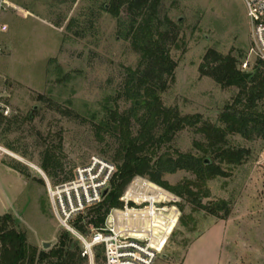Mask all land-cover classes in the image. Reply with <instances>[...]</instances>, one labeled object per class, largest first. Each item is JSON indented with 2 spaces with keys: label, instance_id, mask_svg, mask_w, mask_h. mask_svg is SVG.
<instances>
[{
  "label": "rangeland",
  "instance_id": "374dc122",
  "mask_svg": "<svg viewBox=\"0 0 264 264\" xmlns=\"http://www.w3.org/2000/svg\"><path fill=\"white\" fill-rule=\"evenodd\" d=\"M111 2L0 0V23L7 26L0 32V102L8 111L6 120L13 122L7 132L5 120L0 124V217L9 214L16 219L17 229L38 250L57 246L59 236L67 232L53 215L44 176L51 185L71 180L75 170L89 165L92 158L116 170V138L105 134L99 141L87 118L89 110L99 109L105 97L121 89L124 68H135L139 61L125 37L124 12L114 18L107 11ZM157 13L160 20L167 18L174 24L177 34L170 48L176 64L174 80L161 94L163 105L180 116L199 114L204 121L217 124L238 89L219 86L201 73V66L211 49L253 64L251 27L243 0H160ZM57 67L62 70L60 77ZM63 75L70 78L63 80ZM128 106L120 103L121 110ZM195 142L204 139L186 128L160 154L201 156ZM229 144L247 148L250 154L241 166H223L228 176L207 181L208 198L201 200L203 205L224 202L228 210L224 220L146 177H135L124 189L120 198L139 183L144 190L159 187L180 213L154 264H264V143L231 136ZM46 150L61 165L54 177L41 169ZM9 163L21 164L29 177L10 169ZM162 179L179 186L194 181L195 176L177 171Z\"/></svg>",
  "mask_w": 264,
  "mask_h": 264
},
{
  "label": "trees",
  "instance_id": "16d2710c",
  "mask_svg": "<svg viewBox=\"0 0 264 264\" xmlns=\"http://www.w3.org/2000/svg\"><path fill=\"white\" fill-rule=\"evenodd\" d=\"M159 1L112 0L107 10L114 18H119L124 12V22L127 23L125 37L139 54V61L135 68H124L121 89L113 96L105 97L98 104L99 109L88 112L87 118L91 120L94 135L99 141L105 134L117 140L113 155L116 171L102 202L73 221L74 228L80 233H87L90 226L101 227L109 210L122 206L119 198L128 183L137 176L148 178L176 196L186 195L191 204L224 220L228 215L224 202L203 205L201 200L208 198L207 181L228 176L223 166H241L250 154L247 148L231 146L229 137L239 136L246 141L259 139L264 143L263 62L256 61L250 71L252 75L245 78L240 70L243 61L237 56H223L215 50H208L203 58L201 73L223 88L238 89L231 102L225 104L220 112L217 124L204 121L199 114L180 116L175 109L163 105L161 94L174 80L176 64L171 59L170 48L175 44L177 34L170 20L158 17ZM56 74L58 77L62 74L58 67ZM62 77L63 80L70 78L69 75ZM120 103H128L129 106L121 110ZM0 118V124L3 120L6 123L4 132L9 131L13 122L1 114ZM186 128L194 129L203 137L204 142L194 144L201 151V156L178 152H175V157L169 152L160 154L162 147H166L178 132ZM7 166L25 178L29 177L21 164L9 163ZM41 169L49 177L56 176L61 170L58 158L49 150L43 154ZM177 171L191 173L195 180L170 186L162 179V175ZM222 210L224 214L220 216ZM17 225V220L9 214L0 217V264L87 262L81 257L79 243L68 232L59 236L57 246L38 250L28 244L26 233L18 230ZM98 260L102 261L99 247L95 249V262Z\"/></svg>",
  "mask_w": 264,
  "mask_h": 264
},
{
  "label": "built area",
  "instance_id": "2783aa9c",
  "mask_svg": "<svg viewBox=\"0 0 264 264\" xmlns=\"http://www.w3.org/2000/svg\"><path fill=\"white\" fill-rule=\"evenodd\" d=\"M251 27L250 55L240 65L248 72L256 61L264 63V0H243ZM7 26L0 23V32ZM0 114L8 111L0 102ZM113 165L92 158L89 165L75 170L73 179L51 185L45 178L53 215L80 245L81 257L95 264V249L102 252V264H154L174 230L179 211L170 206L165 190H144L136 184L123 197L120 207L111 208L99 228L90 226L87 233L77 231L73 221L85 211L97 206L108 191L115 174ZM135 179V177L133 178ZM134 204L128 207V204Z\"/></svg>",
  "mask_w": 264,
  "mask_h": 264
},
{
  "label": "water",
  "instance_id": "95a60500",
  "mask_svg": "<svg viewBox=\"0 0 264 264\" xmlns=\"http://www.w3.org/2000/svg\"><path fill=\"white\" fill-rule=\"evenodd\" d=\"M252 75V72H246V73H244V77L245 78H249L250 76ZM206 163H208V161L206 160ZM45 246L44 247H48V243H45L44 244Z\"/></svg>",
  "mask_w": 264,
  "mask_h": 264
},
{
  "label": "bare ground",
  "instance_id": "6f19581e",
  "mask_svg": "<svg viewBox=\"0 0 264 264\" xmlns=\"http://www.w3.org/2000/svg\"><path fill=\"white\" fill-rule=\"evenodd\" d=\"M38 170V169H37Z\"/></svg>",
  "mask_w": 264,
  "mask_h": 264
}]
</instances>
